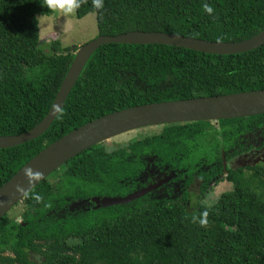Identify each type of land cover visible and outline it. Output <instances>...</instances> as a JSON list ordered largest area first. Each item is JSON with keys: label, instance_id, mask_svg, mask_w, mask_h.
<instances>
[{"label": "trees", "instance_id": "obj_1", "mask_svg": "<svg viewBox=\"0 0 264 264\" xmlns=\"http://www.w3.org/2000/svg\"><path fill=\"white\" fill-rule=\"evenodd\" d=\"M91 13L97 37L158 32L237 43L264 31V0H104L101 10L82 0L75 16ZM41 14L53 11L40 0H0V137L28 132L46 117L79 48H63L59 40L44 47L35 19ZM259 90L264 45L228 56L166 45H103L49 129L0 149V187L50 144L105 115ZM159 127L111 151L97 144L39 183L14 207L22 206L20 222L11 211L0 219V264H264V164L246 166L250 174L236 164L242 154L264 150V114ZM147 158L157 172L177 176L168 185L185 179L182 197L164 195V185L128 204H92L156 184ZM195 178L202 182L199 198L224 178L233 185L234 200L209 211L204 225L191 217L205 209L186 205V187ZM33 193L43 199L36 202Z\"/></svg>", "mask_w": 264, "mask_h": 264}, {"label": "water", "instance_id": "obj_2", "mask_svg": "<svg viewBox=\"0 0 264 264\" xmlns=\"http://www.w3.org/2000/svg\"><path fill=\"white\" fill-rule=\"evenodd\" d=\"M108 44L166 45L206 54L228 56L247 53L263 46L264 31L248 40L237 43L208 42L158 32H130L118 36H98L80 46L75 52L72 64L46 117L28 132L16 136L0 137V149L13 148L43 135L59 115L92 54L99 47ZM262 114H264V90L153 103L105 115L50 144L2 185L0 187V202H2L0 204V219L22 202L26 195L49 175L73 157L97 144L146 127L199 121L218 122ZM28 167L42 173L38 181L32 185L28 184L27 178L24 176V169ZM17 184H23L28 189L27 193H18L15 189ZM162 184L163 181L158 182L123 198L104 197L94 198L92 201L96 204V208L124 205L147 195Z\"/></svg>", "mask_w": 264, "mask_h": 264}, {"label": "rangeland", "instance_id": "obj_3", "mask_svg": "<svg viewBox=\"0 0 264 264\" xmlns=\"http://www.w3.org/2000/svg\"><path fill=\"white\" fill-rule=\"evenodd\" d=\"M88 1V0H87ZM39 16V15H38ZM41 22L47 21L46 29L42 27L40 35V39L43 41H53L59 40L61 42V46L63 48L69 46H82L97 37V25H96V16L94 13H91L84 17L83 19H77L74 14H71L67 17L62 16L58 11H53V14L50 16H42L39 18ZM40 30V29H39ZM162 127H146L142 129H138L113 139H110L105 142L107 148L114 149L118 146H122L127 144L130 140L140 136L146 135L150 133H159ZM147 164L150 165L149 172H154L158 178H163V176H167L169 171L162 170L161 172H157L153 167L152 159H143ZM242 162V161H241ZM242 164V165H241ZM239 164L243 166L245 173L250 174L251 171L246 169V166L249 165L248 162H242ZM257 185V184H256ZM195 188V187H194ZM192 190L191 193H193ZM256 192L261 193L262 190L259 189L258 185L256 188ZM233 193V185L224 180L220 182L218 185H212L206 195L203 197L196 199L194 194H191V204H198L200 208H204L205 210L214 211L221 208L223 205L231 203L234 200ZM90 204V202L88 203ZM87 204V205H88ZM92 204L96 205L93 201ZM188 207H191V206ZM23 209L22 206L19 205L9 213V216L12 220L16 222H20V215Z\"/></svg>", "mask_w": 264, "mask_h": 264}, {"label": "clouds", "instance_id": "obj_4", "mask_svg": "<svg viewBox=\"0 0 264 264\" xmlns=\"http://www.w3.org/2000/svg\"><path fill=\"white\" fill-rule=\"evenodd\" d=\"M82 0H40V3L43 7L47 8L49 11H58L62 16L67 17L71 14H74L78 8L81 6ZM92 6L96 10H101L104 7V0H92ZM203 9L208 14L214 13V8L209 3L203 4ZM43 14L37 16L36 23L38 28L40 29L38 33H41L42 27L46 29L47 27V21H44L43 23L39 19L42 17ZM43 34V33H41ZM51 42L45 41L43 46L47 47ZM112 149L109 148L108 151H111ZM24 176L27 178L28 184L32 185L38 181V179L42 176V173L39 172L36 169H33L31 167L24 169ZM15 189L18 193L25 194L27 193L28 189L23 184H17L15 186ZM36 202H40L43 198L38 193L32 194ZM2 204V202H0ZM208 217V211L204 210L201 215H193L191 217L193 223H199L200 225L206 224Z\"/></svg>", "mask_w": 264, "mask_h": 264}, {"label": "flooded vegetation", "instance_id": "obj_5", "mask_svg": "<svg viewBox=\"0 0 264 264\" xmlns=\"http://www.w3.org/2000/svg\"><path fill=\"white\" fill-rule=\"evenodd\" d=\"M263 156H264V150L261 151V152H258V151H251L249 153H245V154H242L241 156H239L237 159H236V164H241L242 162H248L249 165H259V164H264V161H263ZM242 161V162H241ZM242 165V164H241ZM248 166V165H247ZM160 172V171H159ZM176 175H174L173 172H169V174L166 176H163V178H158L157 181L158 182H162L163 181V184L158 187L157 189H160L162 188L164 185H167V188H162V191H163V194L164 195H167L168 193H171V194H176V195H173V196H178V197H182V191L184 189V182H185V179L183 180L182 178L179 179L177 182H174L173 184H170L168 185L169 183H171L174 179H176ZM157 182V183H158ZM156 183V184H157ZM201 181H199L198 178H195L194 179V183L191 185H188L186 187V190L187 192H189L190 196L191 194H194L195 193V197L198 198L200 197V186H201ZM155 185V184H154ZM195 187V188H194ZM144 189V188H143ZM156 189V190H157ZM192 190H194L193 193ZM191 204V198H189L188 200H186V205L189 206Z\"/></svg>", "mask_w": 264, "mask_h": 264}, {"label": "crops", "instance_id": "obj_6", "mask_svg": "<svg viewBox=\"0 0 264 264\" xmlns=\"http://www.w3.org/2000/svg\"><path fill=\"white\" fill-rule=\"evenodd\" d=\"M86 17V16H85ZM83 19V18H82Z\"/></svg>", "mask_w": 264, "mask_h": 264}]
</instances>
